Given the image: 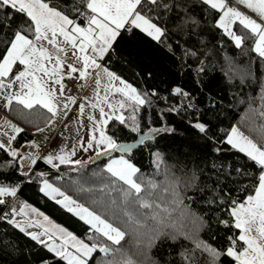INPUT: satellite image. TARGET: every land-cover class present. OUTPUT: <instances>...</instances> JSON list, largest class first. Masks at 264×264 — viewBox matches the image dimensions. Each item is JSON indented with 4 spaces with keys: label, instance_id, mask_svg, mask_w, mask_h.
I'll return each instance as SVG.
<instances>
[{
    "label": "snow or ice",
    "instance_id": "snow-or-ice-1",
    "mask_svg": "<svg viewBox=\"0 0 264 264\" xmlns=\"http://www.w3.org/2000/svg\"><path fill=\"white\" fill-rule=\"evenodd\" d=\"M240 6L254 13L255 18ZM214 29L222 30L236 49L242 50L247 41H252L250 51L264 66V0H62L59 4L51 0H0V99L5 108L11 110L14 102L24 110L42 108L50 114L46 127L60 120L64 127L69 123L76 126V143L70 150L60 147L41 156L35 140L30 147L37 151L24 154L13 148V141L24 128L4 122L12 134L3 133L7 143L0 141V150L9 157L0 165L4 169L0 171V222L34 244L21 247L15 237L0 239V260L18 252L20 259H13V264H222V257L234 264H264V143L255 142L234 126L220 137L217 122L223 101L218 105L209 94L206 106H199L197 92L205 86L208 65L217 45L223 48L222 43L210 39ZM130 41L154 42L181 72L187 70L192 75L194 71L196 87L173 86V82L168 85L167 95L156 87H134L107 66L114 59L131 63L132 52L126 46ZM69 47L79 66L66 64L61 56H67ZM93 75L97 102L78 103L76 96L66 95V78L87 81ZM146 75L154 78L151 71ZM247 75L253 81L258 79L251 71ZM103 77L108 84L101 99L99 85ZM259 87L261 106L259 110L252 108L255 101H250L249 112L264 121V81ZM108 93L120 99L110 101ZM173 99L178 103H170ZM158 102L168 107L159 110L160 124L154 126L151 111ZM73 105H77L78 112L70 117ZM86 107L92 109L87 122ZM142 110L149 113L146 119L141 116ZM166 112L180 118L183 132L178 131L177 124H169ZM110 121L135 134V141L120 142L122 129L115 125L109 129ZM44 130L36 129L41 133ZM260 132L264 138V124ZM178 137H183L179 144L161 143ZM208 148L215 157L210 162L199 155ZM77 149L87 154L86 158L73 159ZM134 149L141 150V154L147 152L154 169L151 174L142 172L132 155ZM231 150L242 153L246 161H225L221 153ZM104 157V167L93 173L99 178V189H85L81 184L79 190L117 191L118 198H95L93 203L122 224L113 223L66 195L49 182L47 172L34 171L41 159L57 171L65 165L79 172ZM250 167L255 174L248 171ZM157 175H163L164 181H157ZM32 180L39 181L44 196L88 226L86 239L20 201L25 182ZM248 180L254 181V194L238 201L233 196L234 186L247 188L244 182ZM191 204H197L199 210L193 211ZM177 209L191 228L173 220ZM221 227L229 232L238 230V235L225 234L224 244L219 247L201 238L207 233L211 241H217ZM129 234L140 243L137 255L144 256L143 261L134 260L124 249L122 242ZM157 246L166 254L151 258L148 253ZM99 254L103 255L94 259Z\"/></svg>",
    "mask_w": 264,
    "mask_h": 264
},
{
    "label": "trees",
    "instance_id": "trees-1",
    "mask_svg": "<svg viewBox=\"0 0 264 264\" xmlns=\"http://www.w3.org/2000/svg\"><path fill=\"white\" fill-rule=\"evenodd\" d=\"M51 3L59 4L62 3V0H51ZM238 27V25L234 26V30ZM210 39L213 40V43H216V41L222 43L223 48H220L219 45H217L215 55L212 57L211 63L208 65V75L204 77L205 86L197 92L198 100L200 101L199 106L201 108L206 106L209 102V94H211V99L215 100L218 105L223 101V111L220 113L219 121L217 122V134L220 137H225L233 126H238L255 142L264 143V138H262L260 132V126L264 124V121L249 112L250 101H255V103L251 104L252 108L259 110L261 106L259 83L264 81V66H262L259 60L256 59V54L250 51L252 41H247L242 50L236 49L229 38L223 34L222 30L215 29ZM126 46L128 50L132 52V56L130 57L131 63L127 60L121 62L114 59L107 66L110 67V70L116 71L118 75L122 76V78L129 83H132L134 87L143 90H151L152 87H156L157 90L161 91L164 95H167L166 90L168 85L173 82V86L179 84L182 86L188 85L193 88L196 87L194 82V71L192 75H189L187 70L181 72L178 64L164 49L155 46L154 42L149 44L143 41H130ZM229 61H231V64H229ZM147 71L153 73V79H148L146 75ZM249 71L258 78L256 81H253L252 78L247 75ZM242 78L243 83L241 82ZM170 103H178V99H173ZM166 107H168V105L163 104V102L155 104V107L151 111V118L154 126H159L160 124L158 116L159 110ZM127 114L128 113L126 112L125 115ZM148 115L149 113L147 110L141 111V116L145 119ZM9 117L17 123H20L24 128V131L20 133L14 141V147L18 149L25 143L34 139L30 130L47 123L50 114L40 108L30 111L22 109V106L13 104L12 109L9 110ZM165 119L169 124H177L179 132L184 131L183 123L175 114L166 112ZM114 125L122 129L118 137L120 142L133 143L135 141V134L129 133L126 129H123V126L118 125V122L111 121L108 126L109 129H112ZM184 135L186 136L188 134L184 133ZM182 138L183 137H178L175 141L165 139L162 140L161 143L179 144ZM223 147L230 149V146L228 145H223ZM234 152L235 150L223 152L221 153V157H223L225 161L233 162L234 164L236 162L243 163L246 161V158L242 153L234 154ZM118 155L119 153L114 156ZM132 155L136 157V162L138 163V166L141 167L142 172L151 174L154 171L150 166L149 157L146 151L141 154V150L134 149ZM199 155L205 156L209 162L215 158L210 148H208L207 151L201 150ZM6 159H9V157L6 156L3 150H0V165H2ZM106 162L107 158L97 163H89L85 169L76 172L72 171L71 167H62L57 171L40 160L36 164L34 171L47 172L49 181L59 185L67 195L84 204L86 207L99 212L101 215L110 219L113 223L122 224V221L114 219L110 213L105 212L103 208L93 203V199L95 198H102L105 201L109 198H118L119 193L117 191L109 189L106 190V193H100L99 191L89 193L87 191L81 192L79 190L81 184H83L85 189L90 186L94 189H99L101 186L99 184V178L94 177L93 173L99 172ZM248 163L250 164L251 162ZM3 170L4 169L0 168V171ZM248 171L255 174V169L251 167ZM63 174L67 176L66 181L56 179L57 176H62ZM179 175L180 174L177 173V176ZM107 178L108 176L105 173L104 180L107 181ZM155 179L159 182H163L164 176L157 175ZM86 180L90 181V183H84ZM93 180L97 181V183L92 184L91 181ZM244 183L248 184L247 188L234 186L233 196L238 201H243L247 195L254 194V188L252 187L254 181L248 180ZM39 186V181L37 180H32L31 182L26 181L22 195H20V201L37 208L52 220L54 219L56 223L66 228L68 231L73 232L78 238L86 239L88 226L84 225L83 221H80L77 217L61 208V206L45 197L39 191ZM116 187L118 188L119 185H116ZM157 202L159 203L160 201ZM190 206L193 211L199 210L197 204H191ZM173 220L177 224L183 222L186 227H192L190 222L181 215L179 209L173 212ZM6 229L9 233L7 236L5 235ZM225 234L238 235V230L232 229L231 232H229L221 227L217 236V241L219 243H217V241H211L207 233H202L201 238L209 240V242L214 243L219 247L220 244H224ZM14 237L21 247L28 243L34 244V242H29L28 238L19 234L18 231L13 230L11 226L0 222V239L11 240ZM122 243L124 244V249L128 252V255L131 258L138 262L144 260V256L137 255L138 249L141 245L131 234L126 236L125 241ZM162 254H166V251L162 250L159 246L153 248L151 252L148 253L151 258H159ZM174 254L175 252L173 250V255ZM102 255L103 254H99L95 256L94 259H99ZM13 259H20V253H14L13 256L0 260V264H13ZM108 259H112V257L109 256ZM116 259L120 258L116 257ZM221 260L222 264H234V261H231L230 258L222 257ZM61 264H64V262H61Z\"/></svg>",
    "mask_w": 264,
    "mask_h": 264
},
{
    "label": "crops",
    "instance_id": "crops-1",
    "mask_svg": "<svg viewBox=\"0 0 264 264\" xmlns=\"http://www.w3.org/2000/svg\"><path fill=\"white\" fill-rule=\"evenodd\" d=\"M241 10L242 11H245L247 14H251L253 15V18H255V14L254 13H251L250 10H247V9H244L243 6H240ZM54 51V50H53ZM61 56L65 59V63H74L76 64L77 66H79L78 64V61H76L75 57L72 56V49L69 47L68 48V54L67 56H65L63 53H61ZM107 78L106 77H103L101 79V83L99 85V94H100V97L101 99L103 98V96L105 95V91H106V87H107ZM87 90H86V94L84 95V97L79 101L80 102H86V101H91V102H97V98H96V91H97V85L95 83V77L91 80H88L87 81ZM108 96H109V100L110 101H114V97L111 93H108ZM119 97V95H117ZM15 104V102L13 103ZM105 106V110L108 111L106 105ZM42 109V108H40ZM44 111H46L45 109H42ZM92 111L91 108L89 107H86L85 109V115H84V120L85 122H87V115ZM47 112V111H46ZM78 112V107L77 105H73L71 106V112H70V117L72 116L73 113H77ZM96 115L98 116V110L96 111ZM10 121L11 123H14L16 124L18 127H22L20 125V123H17L16 121H14L13 119H11L9 117V109L5 108L4 106V102L2 99H0V141H3L5 143H7V136L3 135V133L7 132L9 135H11V129L10 127H6L4 126V122L5 121ZM111 122V121H110ZM109 122V124H110ZM46 124L45 123L44 125H41L40 127L38 128H44V132L41 133V132H37L36 128H32L30 130V133L33 135L34 139L35 138H40L41 140H43L44 142H46L49 146L47 148V150L45 151V153L41 156H44L46 154H48L49 152H55V151H58L60 147H64L65 150H70L71 149V146L74 145L76 143V131H75V125L72 124V123H69V126L68 127H64V121L63 120H60L58 121L57 123H55L54 125H51V126H48L46 127ZM109 126V125H108ZM64 129L65 131V135L63 136H59V132ZM83 131H86V130H83ZM20 134V133H19ZM17 134V136L19 135ZM16 136V137H17ZM31 140V141H33ZM31 141L30 142H27L25 143L24 145H22L20 148H15L14 147V141H13V144H12V147L17 149L18 151H20L21 153H28V152H34V151H37V149H34L32 147H30V144H31ZM87 154H81L79 152V149H77V156L76 157H73V159L75 158H86ZM43 161V159H41ZM40 161V160H39ZM38 161V162H39ZM37 162V163H38ZM44 162V161H43ZM36 166V165H35ZM34 166V168H35ZM49 166V165H48ZM50 167V166H49ZM62 167H70V166H65V165H62L60 168ZM27 167L25 168V171H27ZM55 170V169H54ZM50 182V181H49ZM50 183H53V182H50ZM55 186H58L60 187L59 185H57L56 183H53ZM61 188V187H60ZM62 190V188H61ZM63 191V190H62ZM43 194V193H42ZM66 194V193H65ZM44 195V194H43ZM67 195V194H66ZM46 197V196H45ZM48 198V197H47ZM49 200H51L50 198H48ZM52 202H55L54 200H51ZM28 204V203H27ZM30 205V204H29ZM31 206V205H30ZM60 206V205H59ZM33 207V206H31ZM35 208V207H33ZM62 208V207H61ZM37 209V208H36ZM38 210V209H37ZM65 210V209H64ZM39 212H41L40 210H38ZM43 213V212H42ZM44 214V213H43ZM46 215V214H44ZM72 215V214H71ZM78 218V217H77ZM37 219H40L41 222H44L43 221V218L42 217H37ZM50 221H52L53 223L59 225L58 223H56L54 221V219L52 220L51 218H49ZM44 223H47V222H44ZM61 226V225H60ZM62 227V226H61ZM35 231H39V229H33Z\"/></svg>",
    "mask_w": 264,
    "mask_h": 264
},
{
    "label": "built area",
    "instance_id": "built-area-1",
    "mask_svg": "<svg viewBox=\"0 0 264 264\" xmlns=\"http://www.w3.org/2000/svg\"><path fill=\"white\" fill-rule=\"evenodd\" d=\"M93 78H94V75L92 77H89L88 80H91ZM87 81L81 80L78 77H76L75 79H71V80L66 78L65 79V84L67 87L66 95L71 94V95L76 96L77 102L79 103V101L81 100V98L85 94L86 87H87ZM63 135H65L64 129H62L59 132V136H63ZM35 141L40 146L38 149L39 153L41 155H43L45 153V151L47 150L49 145L46 142H44L43 140H41L40 138H35ZM62 177L63 178L61 179V181L67 180L66 175L63 174Z\"/></svg>",
    "mask_w": 264,
    "mask_h": 264
},
{
    "label": "rangeland",
    "instance_id": "rangeland-1",
    "mask_svg": "<svg viewBox=\"0 0 264 264\" xmlns=\"http://www.w3.org/2000/svg\"><path fill=\"white\" fill-rule=\"evenodd\" d=\"M86 90H87V88H86ZM85 92H86V91H85ZM85 94H86V93H85ZM85 94H84V95H85ZM84 95H83V97H84ZM83 97H82V98H83ZM113 97H114V101L120 99V97H118L117 95H115V96L113 95ZM82 98H81V99H82ZM234 127H237L241 132H243L238 126H234ZM243 133H244V132H243ZM244 134H245V133H244ZM245 135H246V134H245ZM246 136H247V135H246ZM18 218H19V217H18Z\"/></svg>",
    "mask_w": 264,
    "mask_h": 264
},
{
    "label": "water",
    "instance_id": "water-1",
    "mask_svg": "<svg viewBox=\"0 0 264 264\" xmlns=\"http://www.w3.org/2000/svg\"><path fill=\"white\" fill-rule=\"evenodd\" d=\"M115 154H117V153H115ZM115 154H113V155H115ZM107 157H104V158H101L100 160H98L97 162H100V161H102V160H104V159H106ZM96 162V163H97Z\"/></svg>",
    "mask_w": 264,
    "mask_h": 264
}]
</instances>
